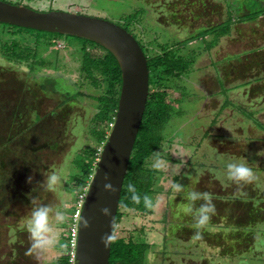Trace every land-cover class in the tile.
<instances>
[{
  "label": "rangeland",
  "instance_id": "obj_1",
  "mask_svg": "<svg viewBox=\"0 0 264 264\" xmlns=\"http://www.w3.org/2000/svg\"><path fill=\"white\" fill-rule=\"evenodd\" d=\"M13 1L38 10L77 11L110 19L129 27L151 55L166 47L189 59L188 73L170 78L171 86L165 88L177 113L152 157L151 164L159 163L156 168L163 172L155 186L159 191L151 196L159 204L143 216L125 215L117 233L144 227L152 243L145 264H264V214L259 205L264 204V56L259 58L254 51L264 47V15L237 24L209 50L197 37L203 25L226 20L229 10L234 16L242 14L252 1L212 0L205 12L197 5L178 10L177 0ZM173 10L178 11L175 18ZM79 41L62 35L60 50L44 52L54 65L34 78L26 77L28 64L12 63L0 46V264H37L27 254L25 221L32 208L47 204L66 213L78 200L67 186H74L76 157L93 143L90 124L98 106L92 95L103 92L90 83L79 90L75 87L80 79ZM252 58L257 59L254 64ZM244 60L248 62L242 64ZM41 74L61 79L54 91L41 89ZM67 90L84 93L60 106ZM234 161L252 169L251 182L236 186L227 179L226 164ZM52 172L61 179L49 191L45 181ZM173 183L182 184L183 190L174 191ZM230 188L254 200V207L243 205L245 216L253 222L244 230L251 231L241 235L225 227L226 235L218 226L193 228V215L185 209L193 208V203L198 208L205 201L191 202L187 193L208 192L215 202ZM246 217H241L244 225ZM51 222L59 241L67 236V226L54 218ZM59 244L45 253L40 264L56 261L62 254Z\"/></svg>",
  "mask_w": 264,
  "mask_h": 264
},
{
  "label": "trees",
  "instance_id": "obj_2",
  "mask_svg": "<svg viewBox=\"0 0 264 264\" xmlns=\"http://www.w3.org/2000/svg\"><path fill=\"white\" fill-rule=\"evenodd\" d=\"M5 1L15 4L22 3L13 0ZM177 1L179 3L177 7L178 10L183 7L190 9V7L192 8L197 5L202 7V10L205 12L208 3L212 0ZM251 1L252 3L248 4L249 7L246 12L234 16L233 12L229 10L226 20L216 23L210 22L209 25H203L201 27L197 37H201L202 40L206 42L207 50L216 45L223 35L230 33L237 24L247 21L253 22L264 15V0H250V2ZM26 5L30 6L28 4ZM176 13H178V11L175 12L173 10L172 14L174 18L177 15ZM262 21L264 22V19H262ZM123 27L135 35L129 27ZM62 35L81 40L77 43V46L75 45L77 48L79 47L77 50L82 53L77 56V58L81 60V64L78 69L80 79L75 83V87L79 90L82 86L86 85V83H90L94 86L103 88V92L100 95H92V97L96 99L98 106V110L91 119L90 124L93 143L86 145L80 155L76 157L75 161L78 169L71 175L74 186H67L68 191L74 193L76 199L79 193L82 192L90 182L91 176L96 168L97 159L111 131L112 127L110 123L115 120L122 88V70L119 61L109 49L88 38L0 22L1 53L12 63L21 65L28 64L29 71L26 74L27 78L37 77L44 67L53 64L44 52L49 49L51 52L60 50L58 41ZM208 35L211 36V39H206ZM135 37L138 39L136 35ZM190 40H187V42ZM138 41L148 57L150 93L143 121L130 158L128 172L124 180L117 212L116 228L112 241L110 264H145L149 249L152 247V243L146 238V230L144 227L126 232L125 234H118L117 225L122 221L125 215L132 214L133 216H143L146 212H153L152 209L145 208L142 197L145 194L153 197V195L159 191V188L155 186L160 180L163 172L151 164L152 157L157 155L159 149L162 147L165 140L167 124L170 122L173 114L177 113L173 102L168 100V92L165 88L171 86V84H169L170 78H175L179 74L188 73L190 65L189 59L182 55L177 56V52L170 48L166 49L165 47L162 53L159 52L151 55L150 50L147 52L142 42L139 39ZM52 46H54V48L57 47V49L52 50ZM254 51L259 58H263L264 47ZM254 51L249 53H255ZM72 54L75 56L76 52ZM57 55L58 52H55V57ZM248 57L251 58L250 55ZM253 60L257 59L252 58V64H254ZM247 62V60H244L242 64ZM40 79L42 80V82H40L41 89L47 91H50V89L54 91L57 87V83H59L58 80H61L58 78L55 79L53 76L42 74ZM78 90L75 93L67 90L65 92L66 98L62 100L63 102H61L60 106L67 104L73 99H77L79 95L84 93ZM254 119L257 121L256 118ZM259 124L262 126L261 123ZM241 183L243 184V182ZM241 183H239V185H241ZM129 184L135 185L137 192L141 196V203L137 204L131 199L132 193L128 191ZM235 184L237 186V183ZM240 191L236 192L235 189L233 190L230 188L227 196L217 197V200L213 202L216 211L210 216L207 225L222 227V231H224L226 235L229 232H227L225 227L229 228L232 233H240L241 235L251 231L244 230L246 226L248 228L252 227L253 222L245 216V212L247 211L243 212V205L249 203L250 208L254 207V205L252 206L254 200L248 199L249 197H245L244 191ZM192 205L193 209H195V203ZM259 205L261 208L260 213L263 215L264 204L262 202ZM74 210L75 206L71 209H65V211H68L65 213L67 219L62 224L67 226V236H61L59 245H63V247L60 248L62 249V254H60L52 264H71L69 227L72 219L71 215ZM241 217H246L247 220L245 219L244 221H247V224H243V218ZM242 224L243 228L242 231H240Z\"/></svg>",
  "mask_w": 264,
  "mask_h": 264
},
{
  "label": "water",
  "instance_id": "obj_3",
  "mask_svg": "<svg viewBox=\"0 0 264 264\" xmlns=\"http://www.w3.org/2000/svg\"><path fill=\"white\" fill-rule=\"evenodd\" d=\"M0 22L75 35L109 49L122 70V88L114 125L97 160L79 221L75 264H110L117 212L130 158L150 93L148 57L135 35L110 19L77 11L38 10L26 4L0 0ZM109 174L115 191L104 187ZM110 209L104 215L101 208ZM89 226L84 227L82 218ZM111 237L107 246L101 237Z\"/></svg>",
  "mask_w": 264,
  "mask_h": 264
},
{
  "label": "clouds",
  "instance_id": "obj_4",
  "mask_svg": "<svg viewBox=\"0 0 264 264\" xmlns=\"http://www.w3.org/2000/svg\"><path fill=\"white\" fill-rule=\"evenodd\" d=\"M98 160V159H97ZM158 163L156 167H160ZM95 172V171H94ZM94 173L91 176L93 177ZM226 176L227 179L233 181L237 184L244 182L248 183L254 179L252 169L245 163L241 162H228L226 164ZM31 178L29 177V180ZM61 177L56 173L52 172L47 176L45 181V187L49 191H54L56 184L60 181ZM104 187L108 191H115L116 187L112 184L109 174L104 175ZM91 182V180H90ZM89 182V184H90ZM87 192H88V187ZM172 188L176 192H181L183 190V185L180 183H173ZM128 191L132 193L131 199L139 204L141 203V196L137 192L135 185L129 184ZM87 195V194H86ZM189 201L195 202L197 200H203L205 203L201 204L198 208L193 209L189 207L185 209L187 212H191L193 215L194 223L192 225L195 229H200L207 225L210 220V216L215 213V205L212 202V196L208 192L190 191L187 193L186 197ZM143 204L147 209L157 208L159 201L154 202L153 198L147 194L142 197ZM101 212L104 215L110 214V209L107 207L101 208ZM57 223H64L67 219L66 214L60 208L53 209V206L47 204L36 205L32 208L30 215L26 218L25 229L28 233V238L30 241V247L27 250V254L33 255L37 264H40L45 253L53 247L59 244V233L53 227L52 219ZM82 224L86 228L89 226V221L87 217L82 218ZM116 228V227H115ZM198 234V233H197ZM111 237L103 236L101 237V242L107 246ZM63 247V245H59Z\"/></svg>",
  "mask_w": 264,
  "mask_h": 264
},
{
  "label": "built area",
  "instance_id": "obj_5",
  "mask_svg": "<svg viewBox=\"0 0 264 264\" xmlns=\"http://www.w3.org/2000/svg\"><path fill=\"white\" fill-rule=\"evenodd\" d=\"M110 125L111 127H113L114 122H111ZM86 194H87V187H85L84 190L79 193L78 200L75 203V210L71 215L72 219L69 227V238H70L69 246H70V254H71V264H75L76 245H77L78 232H79V221H80L84 201L86 198Z\"/></svg>",
  "mask_w": 264,
  "mask_h": 264
}]
</instances>
